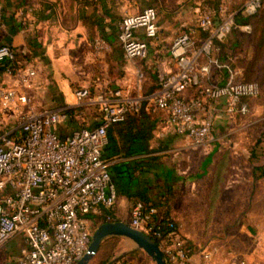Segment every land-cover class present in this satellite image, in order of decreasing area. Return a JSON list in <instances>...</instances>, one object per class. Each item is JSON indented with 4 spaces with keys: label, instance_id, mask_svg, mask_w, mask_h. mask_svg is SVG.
Instances as JSON below:
<instances>
[{
    "label": "built area",
    "instance_id": "obj_1",
    "mask_svg": "<svg viewBox=\"0 0 264 264\" xmlns=\"http://www.w3.org/2000/svg\"><path fill=\"white\" fill-rule=\"evenodd\" d=\"M261 6L262 0H246L242 10L253 14ZM218 11L223 16L217 20ZM236 13L237 9L227 11L223 5L216 8L204 4L196 25L183 23V30L175 36L169 48L172 67H158V85L148 97L114 99L97 94L101 111L98 125L82 126L62 136L58 127L68 116L65 109L28 108L19 114L20 133L0 134V248L16 236L22 237L15 264H78L92 240L88 213L99 206L110 208L117 199L109 163L103 158L108 130L125 120L129 112L139 111L144 101L150 112L166 110V125L186 135L194 146H209L214 140L222 101L228 113L248 111L244 98L258 96L261 86L256 80H244L236 67L222 60L215 42V38L225 39L233 31ZM4 24L0 4V26ZM241 27L251 30L250 24ZM199 30L209 34L201 36ZM159 31L155 6L124 15L118 22V38L125 56L146 57L148 38L158 39ZM93 48L96 53L109 51L111 43L99 35ZM5 62V72L18 74L21 85L36 73L23 69L18 50L9 43L0 44V66ZM213 69L227 71L224 83L210 81ZM20 92L19 86L0 81L2 107L15 105ZM75 94L82 101L89 91L79 88ZM24 99L28 104L31 98L24 94ZM157 212V207L135 200L129 223L159 240L169 264H196L187 239L177 230L165 231ZM218 252L216 245L203 248L200 264H216ZM240 264L247 262L241 259Z\"/></svg>",
    "mask_w": 264,
    "mask_h": 264
},
{
    "label": "crops",
    "instance_id": "obj_2",
    "mask_svg": "<svg viewBox=\"0 0 264 264\" xmlns=\"http://www.w3.org/2000/svg\"><path fill=\"white\" fill-rule=\"evenodd\" d=\"M0 4L4 10L5 21V24L0 26V44H12L19 52V60L23 69L26 71L34 69L36 72L30 77L28 83L21 85L18 74L0 71V81L8 85H17L21 91L20 98L15 105L3 108L0 104V134L7 131L20 133L19 114L28 108L40 111L53 108L67 110L71 107H83L81 110L68 113L67 118L59 125L58 131L62 136H66L82 126H96L101 122V111L96 102L97 94L105 93L114 99L134 95H142L146 98L158 85V67L167 70L172 67L169 48L177 35L178 28L171 27L169 29L170 23L160 24L158 39L148 38L150 47L146 57L132 59L125 56L120 41H117V39L119 40L118 27L117 31L116 29L113 32L108 31L109 25L115 23L114 15L110 16L105 12L106 18H103L105 22H102V18L99 17L100 30L103 31V36L112 43V46L109 51L96 53L87 26L81 18L80 7L71 5L69 0H0ZM199 33L201 36H205L207 32L199 30ZM241 33L250 35L251 30L247 31L242 28ZM235 36L232 31L228 38L234 39ZM116 41L118 43L113 45V42ZM244 42V50L235 60L241 78H244L245 67L251 62L256 52L254 43L247 40ZM140 73L143 74L142 77ZM226 75L225 69H213L210 81L224 83ZM79 88H87L89 91V95L82 101L75 94L76 89ZM116 91H120L121 94H117ZM261 92L264 102V87ZM24 94L31 98L28 104H26ZM248 101H255V97L248 98ZM253 110L256 109L252 107L251 111ZM239 114L242 113H228L226 105L222 101L216 121V134H214V140L209 145L210 149L203 159H187L188 157L185 155L180 159H161V153L169 150L168 145L172 148L173 142L179 141L178 139L189 138L174 132L166 125L168 117L166 110L153 112L148 119L150 123H155L150 147L153 154L160 155V159H154L152 163L146 159L142 163V167L135 172L143 184L151 186V199L160 202L162 198H165L163 193L166 191V186L171 184L173 192L170 194L169 203L172 206V213L175 199L179 196V188L184 184L197 188L199 181L206 178H211L216 183L228 179L234 159H219V157L215 159V156L222 147L221 138L224 136L222 127L235 120L236 115ZM111 127L114 128V134L122 145L124 142L121 134L122 125L115 123ZM219 130L220 133H218ZM190 154L186 155L190 156ZM131 157V155H125L113 162L131 161L134 165V159H129ZM252 178L253 172L249 174L247 180L251 181ZM212 188H215L212 194H219L218 184ZM132 203L133 199L127 194L117 193L116 202L112 207L99 206L88 213L87 217L90 225L93 226V231L98 225L105 222L103 216L108 213H112L115 220L129 222ZM161 208L157 207L156 217L159 220L162 218ZM120 236L115 255L120 254L121 256L128 251L135 250L134 254L128 255L126 258L133 264H137L135 255L146 251L137 247L131 238ZM15 238H17L20 250L22 237L19 235L12 239L15 240ZM7 242L1 248L6 249ZM11 250L13 247L9 251ZM19 255L20 252L18 257ZM238 258L239 260L245 259L247 264H251L249 258L239 255L230 258L231 261H234L231 264H236L235 261ZM193 260L196 264H200L201 253L194 250Z\"/></svg>",
    "mask_w": 264,
    "mask_h": 264
},
{
    "label": "rangeland",
    "instance_id": "obj_3",
    "mask_svg": "<svg viewBox=\"0 0 264 264\" xmlns=\"http://www.w3.org/2000/svg\"><path fill=\"white\" fill-rule=\"evenodd\" d=\"M245 1L221 0L220 6L231 11ZM206 3H209L208 0H102L98 1L96 10L102 22H105V9L110 7L115 23L109 25L108 31L113 32L114 29L117 31L118 22L124 15L135 13L146 6H155L159 13V23H170L168 28H178V34L183 30V23L187 27L196 25ZM86 9L93 12L92 7ZM222 16L223 13L218 11L217 20ZM99 35H103L100 29ZM261 95L262 92L255 97V101H248L249 109L246 113L236 115L235 120L222 127V147L215 159H234L228 179L216 183L206 178L199 181L197 188L184 184L175 199L172 215L181 224L183 235L192 243L196 252L212 245L218 246L216 264L234 263L230 258L238 255L249 258L251 264H264V178L261 180L253 177L251 181L247 180L256 163L264 164V102ZM252 107L256 110L251 111ZM178 140L173 142L172 148L167 146L169 150L161 153V159H180L184 155L187 159H203L210 149V146L195 147L186 137ZM185 152L191 153L190 156ZM216 184L219 186V194H212L215 189L212 187ZM9 241L6 249H0V264H15L18 258L17 238ZM12 247L13 250L9 251ZM135 256L137 264H156L144 251ZM240 260L238 258L236 264Z\"/></svg>",
    "mask_w": 264,
    "mask_h": 264
},
{
    "label": "trees",
    "instance_id": "obj_4",
    "mask_svg": "<svg viewBox=\"0 0 264 264\" xmlns=\"http://www.w3.org/2000/svg\"><path fill=\"white\" fill-rule=\"evenodd\" d=\"M98 1L101 2L102 0H69L71 5H78L80 7L82 14L81 18L87 26L92 41H94L97 36L101 24L99 19L100 16L97 14L96 10ZM208 2L217 8H219L221 4V0H208ZM242 5L243 4L237 8V13L235 15L237 24L233 28V32L236 35L235 38L229 39L226 37L222 40L215 38V42L220 46L221 59L229 61L233 67H236V57L244 50V40L254 43L256 45V52L251 62L245 67L243 79L258 81L262 89V87H264V0H262L261 8L253 14L245 13L242 10ZM104 6H106L105 3ZM88 7L93 8L92 13L86 9ZM105 12L113 16L110 7H106ZM242 24L251 25L250 35H242ZM208 34L209 32H207L205 36ZM6 67L7 62L0 66V71H5ZM244 100L248 101V98H244ZM81 109H83V107L78 106L68 108L66 111L67 113H73ZM151 114H153V112L147 110V104L144 101L139 111L129 112L126 119L118 123L122 125L121 129H123L121 131L124 138L122 145L114 134V128L111 127L108 130V142L103 148V158L109 163V171L117 193L127 194L133 199V202L135 200H143L149 206L162 207L161 224L163 229L165 231L177 230L182 233L178 221L171 213L172 206L169 200L171 198L170 194L173 192L172 185L169 184L166 186V191L163 193L165 198H162L160 202H156L153 201L150 196L152 191L151 186L143 184L142 180L135 175L136 170L142 167V163H144L146 159H149V163H152L154 159H160V155L153 154V150L150 147V139L153 137V129L155 128V123H150L148 121ZM125 155L132 156L129 159H134V165H132L131 161L121 163L113 162L115 159ZM253 177L255 179L264 177V164H257L254 166ZM103 220L110 221L115 219L112 213H108L103 216ZM170 223H172V225ZM120 237V235L116 234L105 237L89 264H107L110 262L115 257L116 247ZM183 237H185V235H183ZM155 239L157 242L159 241L156 237ZM187 242L194 251L192 243L188 239ZM135 252V250H131L122 254L117 261L112 264H133L126 257Z\"/></svg>",
    "mask_w": 264,
    "mask_h": 264
},
{
    "label": "water",
    "instance_id": "obj_5",
    "mask_svg": "<svg viewBox=\"0 0 264 264\" xmlns=\"http://www.w3.org/2000/svg\"><path fill=\"white\" fill-rule=\"evenodd\" d=\"M113 234L131 238L135 241L137 247L145 250L153 258L156 264H169L157 240L145 231L133 227L125 220H110L102 222L98 225L93 231L92 240L88 250L79 260L78 264H89L91 259L97 253L103 239ZM119 256L120 254H116L115 257L107 264H112L117 261Z\"/></svg>",
    "mask_w": 264,
    "mask_h": 264
}]
</instances>
